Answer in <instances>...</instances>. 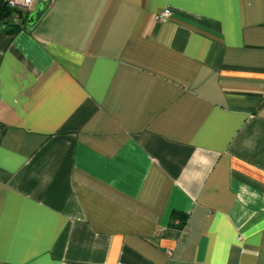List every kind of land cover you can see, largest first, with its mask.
Wrapping results in <instances>:
<instances>
[{"label": "crops", "instance_id": "crops-1", "mask_svg": "<svg viewBox=\"0 0 264 264\" xmlns=\"http://www.w3.org/2000/svg\"><path fill=\"white\" fill-rule=\"evenodd\" d=\"M31 13L0 27V264H264V0Z\"/></svg>", "mask_w": 264, "mask_h": 264}, {"label": "trees", "instance_id": "trees-1", "mask_svg": "<svg viewBox=\"0 0 264 264\" xmlns=\"http://www.w3.org/2000/svg\"><path fill=\"white\" fill-rule=\"evenodd\" d=\"M28 18L27 12L10 9L6 6L4 1H0V27L6 29L8 32L15 33L20 29L26 28V21ZM175 218L182 219L181 214L175 213Z\"/></svg>", "mask_w": 264, "mask_h": 264}, {"label": "built area", "instance_id": "built-area-1", "mask_svg": "<svg viewBox=\"0 0 264 264\" xmlns=\"http://www.w3.org/2000/svg\"><path fill=\"white\" fill-rule=\"evenodd\" d=\"M35 0H4V3L6 6L10 9L14 10H20L23 12H29L32 10L34 6ZM169 15V9L165 8L161 11L159 15H157L158 19H162L164 17H167ZM179 219H175V223H179ZM185 232L184 229L181 228V234Z\"/></svg>", "mask_w": 264, "mask_h": 264}, {"label": "water", "instance_id": "water-1", "mask_svg": "<svg viewBox=\"0 0 264 264\" xmlns=\"http://www.w3.org/2000/svg\"><path fill=\"white\" fill-rule=\"evenodd\" d=\"M35 18H36V15L35 13H31L28 18H27V21H26V27H30L34 21H35Z\"/></svg>", "mask_w": 264, "mask_h": 264}]
</instances>
